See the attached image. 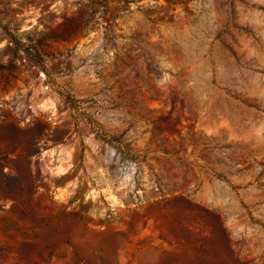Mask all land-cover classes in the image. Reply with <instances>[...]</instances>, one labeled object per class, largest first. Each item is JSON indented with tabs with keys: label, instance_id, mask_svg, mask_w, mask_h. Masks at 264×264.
Instances as JSON below:
<instances>
[{
	"label": "rangeland",
	"instance_id": "obj_1",
	"mask_svg": "<svg viewBox=\"0 0 264 264\" xmlns=\"http://www.w3.org/2000/svg\"><path fill=\"white\" fill-rule=\"evenodd\" d=\"M26 8L0 0V264H264V0Z\"/></svg>",
	"mask_w": 264,
	"mask_h": 264
},
{
	"label": "crops",
	"instance_id": "obj_2",
	"mask_svg": "<svg viewBox=\"0 0 264 264\" xmlns=\"http://www.w3.org/2000/svg\"><path fill=\"white\" fill-rule=\"evenodd\" d=\"M29 1H35V0H11V7L13 9H15L16 11V16H20V15H23L24 14V11H26V4L29 2ZM29 13H34V12H31V11H28V14Z\"/></svg>",
	"mask_w": 264,
	"mask_h": 264
}]
</instances>
